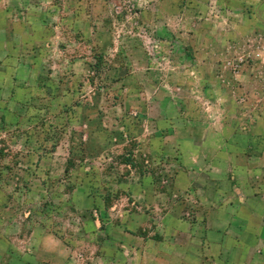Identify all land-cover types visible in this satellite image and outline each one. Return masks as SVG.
I'll return each mask as SVG.
<instances>
[{"label":"rangeland","instance_id":"rangeland-1","mask_svg":"<svg viewBox=\"0 0 264 264\" xmlns=\"http://www.w3.org/2000/svg\"><path fill=\"white\" fill-rule=\"evenodd\" d=\"M248 11L0 0V256L264 264V23Z\"/></svg>","mask_w":264,"mask_h":264},{"label":"crops","instance_id":"crops-1","mask_svg":"<svg viewBox=\"0 0 264 264\" xmlns=\"http://www.w3.org/2000/svg\"><path fill=\"white\" fill-rule=\"evenodd\" d=\"M218 7H219L220 10H224V13L227 12L228 15H231V14L233 15V12H235V11L237 12V11H243V10H248L249 9L251 11H248L247 13H242V17L243 18H246V17H254V19H256L257 22L264 23V0H218ZM228 10H231V12L228 13ZM222 17L223 18H227V15L226 14L224 16L222 15ZM234 22H236V21H234ZM236 24H238V23L236 22ZM239 217L240 216H238L234 220H237V222L240 221V222L244 223L245 225H248V224L252 223V221L250 222L249 219H244V218H239ZM248 227H250V225ZM217 232L221 233V235H222V234H224V232H229V231L228 230H226V231L225 230H217ZM239 239L234 240V246H237L236 245V242H240L241 244L246 245L245 248L246 247L249 248V249L251 248L247 244L246 241H244L243 239L242 240H239ZM225 240H226V237H225ZM4 241L6 242V244L9 247H11L12 249H14V247H15L14 243L15 242H13L12 239L8 240L7 238L4 237ZM127 247L128 246H126V245L124 246V249H126L124 251V253H127L128 252ZM39 248L40 247H38V249ZM220 248H223L224 250H226V242L225 243L223 242V245L221 244L220 245ZM129 249H132V247H130ZM155 249H156V247H155ZM176 251H178V249ZM30 253H33V252H30ZM54 253H56V252H54ZM140 254H141V252H140ZM44 255L45 254H41V256H44ZM54 257H57V259H58V261H59L60 264H64V263H61L60 256L57 255V256H54ZM54 257H52L50 259H53ZM158 257L159 256L157 255V251L156 250L154 252V255H147L146 252H144V255L143 256H140V264L141 263L142 264H146L148 258H151L153 260H157ZM175 260H176L175 263H184L185 262V261L184 262L180 261L179 260V257H177ZM183 260H184V257H183ZM187 260H188V258H187ZM28 261L29 260H27V259H26V261H24V258L23 259L17 258L16 255H13V253H11V256H7V257L6 256H3V255L0 256V264H53L54 263V262L51 263L48 260H45V261H39L38 260L37 263H34L33 261L30 263ZM59 263H54V264H59ZM220 264H227V263L226 262L225 263H221L220 262Z\"/></svg>","mask_w":264,"mask_h":264}]
</instances>
